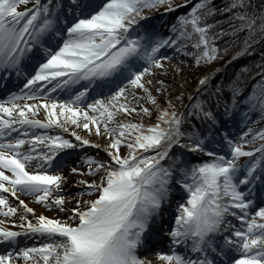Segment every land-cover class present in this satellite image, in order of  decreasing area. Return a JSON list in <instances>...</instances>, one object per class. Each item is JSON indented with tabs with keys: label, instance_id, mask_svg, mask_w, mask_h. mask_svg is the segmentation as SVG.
<instances>
[{
	"label": "snow or ice",
	"instance_id": "snow-or-ice-1",
	"mask_svg": "<svg viewBox=\"0 0 264 264\" xmlns=\"http://www.w3.org/2000/svg\"><path fill=\"white\" fill-rule=\"evenodd\" d=\"M180 6L172 0H0V78L23 77L0 100V214L22 213L16 229L0 222L6 248L0 264L20 258L24 264H152L139 253L153 244L160 264H264V127L253 128L251 119L256 112L264 120V67L239 100V82H228L231 97L222 114L211 106L221 91V81L215 90L211 84L219 68L198 77L187 104L183 91L171 95V85L155 78L182 71L172 64L180 55L196 65L216 60L230 46L217 43L225 35L244 33L232 59L251 55L264 39V3L228 0L217 8L212 0H195L160 35L152 10ZM218 12L229 15L210 19ZM97 88L109 95L96 94ZM58 92L67 98H52ZM148 102L157 113L153 123L131 118L151 115ZM41 109L44 119L36 116ZM234 115L244 125L238 136L230 130ZM81 145L102 148L106 157L84 155L87 174L97 178L83 179L85 170L71 167L80 174L73 182L79 198L61 195L66 152ZM177 185L183 202L163 224L161 206ZM18 192L67 215L36 214ZM66 198L74 206L65 207ZM22 235L46 242L21 246Z\"/></svg>",
	"mask_w": 264,
	"mask_h": 264
},
{
	"label": "trees",
	"instance_id": "trees-1",
	"mask_svg": "<svg viewBox=\"0 0 264 264\" xmlns=\"http://www.w3.org/2000/svg\"><path fill=\"white\" fill-rule=\"evenodd\" d=\"M172 2L181 6L164 12L170 19L169 25L175 22V18L177 17V15L186 12L188 8L191 7L192 3L195 2V0H189L188 4H181V0H172ZM227 2L228 0H212V3L216 5L217 8L221 7ZM255 2L257 5H259L261 3H264V0H255ZM158 10L160 9L152 10V12ZM228 15L229 14L227 12H224L222 14L218 12L210 19L223 20ZM219 26L222 27L224 25ZM243 37V32L238 33L236 37H229L228 35H225L220 40H218L217 43L221 48H223L224 42L229 41L230 46L227 48V51L221 52L219 58H217L216 60L199 65L202 68L204 67L210 69L211 71L209 73H211L214 69L219 68V71H217L215 75L212 76L211 84L213 90H215L217 82L221 81V91L216 94V98L212 100L211 106L220 114L223 113L224 101H230L231 92L227 87H225L228 82L232 80H237L239 82L242 88L241 93L237 96V99L239 100L241 96L250 91L253 83L259 79V75L253 74H259L261 68L264 67V64L260 63L261 60L264 59V57L261 56V54L264 53V39L253 45L254 50L251 52V55H239L232 59L233 53H235L241 47L240 41L243 40ZM242 66H247L248 70L244 71ZM216 99L220 100L219 107H217ZM183 103H188L187 96H185ZM177 106L179 107V104ZM156 114L157 113L155 109L151 115L153 119L147 120L145 124L153 123L155 121ZM253 114L256 121V125L254 128L258 130L260 127H264V120H257L256 117L258 114L256 112H253Z\"/></svg>",
	"mask_w": 264,
	"mask_h": 264
},
{
	"label": "rangeland",
	"instance_id": "rangeland-1",
	"mask_svg": "<svg viewBox=\"0 0 264 264\" xmlns=\"http://www.w3.org/2000/svg\"><path fill=\"white\" fill-rule=\"evenodd\" d=\"M30 3H31V0H30ZM24 6H25L24 4L19 5L20 8H23ZM158 14H160V13L152 14V20H155L158 17H161L163 19V15H158ZM156 23H157L156 29H160V32H161L160 35H163V36L168 35V34L165 33V31H166V24L165 23L162 24V23H159V22H156ZM168 51H172V50L171 49H168ZM172 62H178L177 64H180V66H181V68L183 70L180 71V72L175 73V75H173V78L171 79V81H169L170 82L169 85H171V88H170V94L171 95H175L179 91H183L185 93V96L188 97V93L190 91H193L195 89V85H196V82H197V81H195L196 74H198V73L205 74L207 72H210L208 70V68H204V67L202 68L199 65H196L195 63H193V61H192V59L190 57H186L184 55H180V56L176 57ZM181 62H183V63H181ZM163 76H164V73L161 71L160 73L156 74V77L155 78H156V80H160L162 78L165 79ZM147 78L148 77H146V79ZM166 81L168 83V80H166ZM184 85L188 86V90H184L183 89V86ZM155 87H157V85H153L154 94H155ZM163 100H164V97H162V96H159L158 97V101L160 103H163ZM21 102H23V101H21ZM29 103H32V101H29ZM148 106L151 107V109H152V112H151V115H152V113L155 110V107L152 106L150 104V102H148ZM43 114L40 116V113L37 112L36 113V116H37V118H42L43 119V118H45V115H43ZM151 115L142 114L141 117H138L137 114L133 113L131 118H136V119L142 118L143 122L145 123L147 120L153 119ZM122 117H123V114L118 115V118H122ZM241 122L242 121L238 117L237 119H234L232 125L238 124V123L241 124ZM232 127L233 128H231V131H234V133L238 136L239 135V132L241 131V129L234 128V126H232ZM87 136L90 137L91 139L96 140V141L97 140L101 141V139H106L104 136L103 137L102 136H99L98 137L94 133H88ZM106 141H107V139H106ZM125 150L126 149H124L122 147L121 152L123 153ZM84 155H94L98 159L105 158L106 157V153L102 149H98V148H96L94 146L90 147L89 145L82 146V149H80L78 151L76 157H77V159H79L78 161H81L80 163H77L78 166H79V168L84 169V170L87 168V165L84 164L82 162V160H81V158ZM192 156L194 158H204L203 154H200V153H192ZM243 159H245V158L244 157H241V160H243ZM60 170L63 173L66 171V170H63V168L60 169ZM87 175L88 174L86 172H84L83 179L91 180V179H96L97 178V177L92 176V175H90V176H87ZM62 188L64 190H66V191L61 192L59 194L68 195L69 192H70L69 191V188H72V192H71L73 194L72 197L79 198L77 196V193L80 191V188L77 187V186H75L74 183L71 184V185H69L68 183L64 182L63 185H62ZM174 190L180 192L181 199L180 198H176V196H172V198L168 201V206L171 208L172 211L176 209V206L178 205V202H183V197L185 195L183 193L182 189L178 185L174 188ZM55 194H57V193H53V195H55ZM6 195H9L10 203L14 204L15 198L11 197L10 194H6ZM19 197L24 198L25 200H28L29 202H31L35 206H38V207L41 206L42 207V205L40 203H38L32 195L19 193ZM85 198H90V197H85ZM174 199H176V200H174ZM166 241H167V239H165V243H166ZM35 243H38V242L35 241ZM150 254L152 255V253H150ZM139 255H140V253H139ZM152 257H154V255H152L151 257H148V259H150ZM20 259H22V258H20Z\"/></svg>",
	"mask_w": 264,
	"mask_h": 264
},
{
	"label": "bare ground",
	"instance_id": "bare-ground-1",
	"mask_svg": "<svg viewBox=\"0 0 264 264\" xmlns=\"http://www.w3.org/2000/svg\"><path fill=\"white\" fill-rule=\"evenodd\" d=\"M29 4H30V0H29ZM25 6H27V5H25ZM24 6V7H25ZM178 62H172V64H177ZM200 75H202V74H200V73H198V74H196V76H195V81H197V79H198V77L200 76ZM166 80H168V84H170V82L169 81H171V79L173 78V73L172 72H169V73H167L166 75L164 74V76H163ZM183 89L184 90H188V86H186V85H184L183 86ZM99 92V91H98ZM97 93V92H96ZM98 95H100V96H107V95H109V92L108 91H100L99 93H97ZM65 95V94H64ZM62 95V94H59V92L58 93H56V97H53V98H59V99H66L67 98V96L65 95ZM87 99L89 100V101H91V100H94L95 99V95H91V94H89L88 96H87ZM83 107H86V105H84ZM89 111H91V110H89ZM38 113H40V116L43 114V111L41 110L40 112H38ZM44 115V114H43ZM40 119H42V118H40ZM44 119V118H43ZM68 127L70 128V129H74V130H76L78 133H80L81 135H85V136H87V134H88V132L86 131V130H84L83 128H80V127H77L76 125H73V124H71V123H69L68 124ZM38 130H43V131H47L46 129H38ZM60 132H61V134H63V135H66V136H68L69 138H71V139H75L74 137H72L71 136V132L70 131H64V130H60ZM88 137V136H87ZM103 137V136H102ZM89 139H91L90 137H88ZM91 140H94V139H91ZM94 141H96V140H94ZM97 143H99V144H105V143H107V141H106V139H101V141H99V140H97L96 141ZM82 146H87V145H81V147ZM89 146H93V145H89ZM43 147V145H37V150H39L40 148H42ZM98 149H102V148H98ZM78 150L79 149H77V150H75V151H71V152H66V155H67V161H66V163L64 164V166L62 167L63 168V170H66L65 172H64V175L67 177V179L66 180H64L63 182H62V185H63V183L64 182H66V183H68L69 185H71V184H73V182L76 180V178H77V176L78 175H80V174H78V173H71L70 171H69V168H71V167H79L78 166V164H77V161H78V159H76L75 158V153L77 154V152H78ZM103 150V149H102ZM68 166V167H67ZM61 168V169H62ZM85 172H86V169H85ZM87 173V172H86ZM87 176H90L89 174L87 175ZM69 194L68 195H66V196H73V194L71 193L72 192V188H69ZM17 195L19 196V193H17ZM62 195V194H61ZM64 195V194H63ZM173 195H170V198L169 199H171V197H172ZM14 198V197H13ZM20 199H23L30 207H32L33 209H35V213L36 214H40V213H43L44 215H47V216H49V217H55V216H59L61 219H63V217L64 216H66L67 215V213H64V212H60V211H58L57 210V207H52V208H47V207H45L42 203H40L41 205H42V207L40 206V207H38V206H35V205H33L31 202H29L28 200H25L24 198H21V197H19ZM39 203V202H38ZM14 204H18V201L16 200V198H15V201H14ZM64 206L65 207H72V206H74V200H69V199H65V201H64ZM22 213L21 212H17L16 214H14V216L12 217V218H9V217H5V216H3L2 214L0 215V222H3V226L4 227H11V228H14V229H16V228H18V226H19V223H18V218H19V215H21ZM28 216H29V218L30 219H34V216H33V214H31V213H28L27 214ZM160 216L162 217V219H165V214H164V212L163 211H160ZM9 219H17V224H11V223H8L7 221L9 220ZM34 240H35V238L33 239H30V244H29V246H31V245H33L34 244ZM39 240H42V239H39ZM42 242H44V241H42ZM22 246V245H21ZM152 255H150L149 254V256L148 257H151ZM149 260H151L152 261V264H160V261L159 260H157L156 258H154V257H152V258H150ZM17 263H19V260L17 261Z\"/></svg>",
	"mask_w": 264,
	"mask_h": 264
}]
</instances>
